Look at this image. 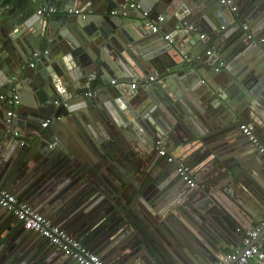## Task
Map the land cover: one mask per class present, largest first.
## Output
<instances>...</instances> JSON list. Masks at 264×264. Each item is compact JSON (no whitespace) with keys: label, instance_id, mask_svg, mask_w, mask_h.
Returning a JSON list of instances; mask_svg holds the SVG:
<instances>
[{"label":"water","instance_id":"obj_1","mask_svg":"<svg viewBox=\"0 0 264 264\" xmlns=\"http://www.w3.org/2000/svg\"><path fill=\"white\" fill-rule=\"evenodd\" d=\"M126 2L138 3L143 11L155 10V16L164 14L180 28L179 39L190 38L187 46L159 44L144 31L143 17L113 16V9ZM233 7L237 10L232 11ZM261 19L264 0H233L232 5L221 0H0V71L8 72L7 66L15 75L22 73L15 86L22 99L16 118L8 124L0 115V187L47 218L71 209V201L79 194L82 204L90 194L112 204L125 199L128 204L116 218L93 228L95 219L76 236L107 264L217 263L226 255V245L238 248L237 238L244 240L246 231L264 215V151L260 149L264 127L254 124L259 141L253 143L241 131V125L252 123L253 118L239 109V103L249 98L246 93L264 102V73L245 77L249 67L254 70L264 59L260 42L264 30L252 34ZM243 24H249L247 32ZM229 31L232 34L225 37ZM204 32H208L206 41L200 39ZM251 44L256 47L244 69H233L231 75L227 68L217 71L219 60L229 65ZM210 46L218 52L207 56ZM43 47L57 50L46 59L41 57L37 68L29 67L32 54L44 52ZM3 51L15 53L11 66ZM68 53L75 68L64 63ZM125 55L136 63L143 79ZM45 63L50 67L44 69ZM1 75L0 91L10 98L13 93L4 87ZM112 80L116 85L138 82L143 91L131 94L118 86L108 88ZM90 81L92 87L102 85L91 97L85 85ZM201 81L207 88L202 97L195 93L189 97H196L194 105L169 104L170 95L164 91L169 86L199 90ZM61 86L64 94L58 90ZM219 90L227 95V107L210 103ZM125 95L139 101L135 112L143 114L156 107L153 119L166 130L169 155L181 145L187 148L192 143L188 136H198L191 156L176 153V160L185 162L196 176V189L185 188L177 174L178 164H167L152 151L158 136L145 140L118 107L113 111L108 106ZM55 101L67 107L56 106ZM165 105L174 124L161 114ZM122 118L123 123H118ZM48 119H54L53 123L43 128ZM16 125L24 128V136H14ZM13 217L0 208V264H75L48 241L15 225Z\"/></svg>","mask_w":264,"mask_h":264},{"label":"built area","instance_id":"obj_2","mask_svg":"<svg viewBox=\"0 0 264 264\" xmlns=\"http://www.w3.org/2000/svg\"><path fill=\"white\" fill-rule=\"evenodd\" d=\"M232 3L233 0H231L230 3L222 2V4L224 5H232ZM235 9L237 10V8ZM131 11H138L142 13V17L144 18L145 21V26L147 24H152L154 26L159 27V25L163 23L159 19L160 16H158L155 20H153L151 18V11L149 10L143 11L142 6L136 2H126L120 5L117 10L112 12V15L115 16L118 15V13H120V15L127 17L129 12ZM50 12L54 13L55 11L51 9ZM75 13L79 14V11H76ZM187 29L194 31L197 30L193 26H187ZM165 37H169V35ZM252 37H253L252 35L249 36V38ZM172 41L173 40L171 39L169 42L171 43ZM261 41H264V39H260V42ZM48 54H49L48 50H45L44 52H35L32 55V62L30 64V67L34 68L36 62L39 61L42 56ZM212 54H214V51L207 52L208 56H211ZM219 65L217 66L218 67L217 71L218 69H220ZM112 83L113 85H115L116 81H113ZM134 85L135 87H133L132 85L133 89L136 88L137 84ZM87 89H88V93H87L88 96L91 97L95 95L96 91L93 89L91 81L88 82ZM11 91L13 95L10 98H8L3 92L0 91V104H4V105L6 104L5 106H7L6 121L8 124L13 123V120L17 116V111L21 103L20 95L17 93V89L13 87ZM62 104L64 105V107H67V103H61L58 101L55 102L56 106ZM53 120L54 119L46 120L42 125L43 128H48V126L51 123H53ZM247 125H252L251 136L244 133L243 129H241L242 133L245 136L249 137V139L253 143L257 144L259 140L254 135L255 125L249 123ZM14 136L19 138L21 134L19 131L18 132L16 131L14 133ZM55 141H57V138L54 139V142ZM54 142L53 145H55ZM161 149L163 150L164 155H161ZM260 149L262 152L264 151L263 146H260ZM153 150H156L159 156L163 157L167 164H171V165L178 164L177 174L181 177L182 181L185 183V185L188 188L193 189L191 187V184H195V186L197 185V181L192 174L191 168L187 164H185V162H179L176 159H173V156H170L168 154L166 148L163 146V144L160 143V141L155 143ZM0 208L12 214L16 219L17 223L19 225H22L26 230L32 231L42 239L48 241L53 246L58 248L60 251L63 252L65 256L69 257L72 261H74L75 264H105L104 260L99 255L89 251V249L81 241L69 235L66 230L55 225L52 222V220L35 211L27 203L19 201L14 194L2 189L1 187H0ZM254 241L255 243H253ZM244 242L246 246L248 245V248L243 253H241L240 251H235L226 254L216 264H264V219L253 229L246 231ZM251 243L253 244L251 245Z\"/></svg>","mask_w":264,"mask_h":264},{"label":"clouds","instance_id":"obj_3","mask_svg":"<svg viewBox=\"0 0 264 264\" xmlns=\"http://www.w3.org/2000/svg\"><path fill=\"white\" fill-rule=\"evenodd\" d=\"M223 3H230L231 0H222ZM235 7H233L232 11H235ZM182 18V17H181ZM161 22L165 21V17L161 15L159 17ZM207 19V17H205ZM208 23L211 24V21L208 20ZM235 27H240V25H236ZM243 28L245 32L249 29V24H244ZM151 31L152 33H158L159 27L154 26L152 24H147L144 31ZM264 30V19L259 20L255 26L252 29V34L255 35L259 33L260 31ZM217 31H222V29H218ZM232 31H235V28L232 29ZM231 31L225 32V37L231 35ZM138 36H141L143 38V33L138 32ZM166 40H171V37H165ZM190 39V38H188ZM188 39L184 41V43L188 42ZM201 40L206 41L207 36L202 35L200 36ZM264 43V41H261ZM255 44H251L248 47L243 48L238 52V54L235 56L234 61L229 64L225 65L222 61L220 62L219 68L224 69L227 68L229 71V74H232V70L235 69L236 72L241 71L244 69L245 65L249 64V54L251 53L252 49L255 48ZM172 55L175 59L178 61L181 60L180 55L173 51ZM264 56V54H262ZM65 65H67L70 69L76 67V62L73 60L72 54L68 53L66 56L63 57ZM113 59L119 60V57H113ZM125 60H128L130 64H132L133 68L136 69L137 74L140 76L141 79L144 78L143 73L140 72V69L136 66V63L132 61L127 55L124 57ZM261 73H264V59L257 62V65L255 69L249 67L248 72L245 73V77H247L249 74H254V76H259ZM232 78L235 80L236 77L233 75ZM58 79V78H57ZM255 83V79H253ZM252 81V82H253ZM155 82L154 80L152 81ZM167 83V81H165ZM239 84V81H237ZM253 83V84H254ZM62 84V82H61ZM261 86L264 87V79L261 78ZM135 87V85H133ZM207 88V85L201 81V87L199 90H197L195 87H189L187 89H182L177 85L175 88H172L169 86L168 89H165L164 91L168 92L170 95V101L169 104H175L177 102H183L188 105H194L196 103V97L193 96L192 99H189L190 96H192L193 93L196 94V96L202 97L204 94V90ZM242 91L243 87L241 86ZM62 94L66 92V89L61 86L58 89ZM217 96V99L214 101H211L210 103H215L217 107L220 105H224L227 107V95L223 90H219L215 94ZM246 95L249 97L248 99H244L239 103V109L240 110H247L252 118L254 124H259L261 127H264V109L261 108L262 102L259 99L253 100L251 98V93H246ZM139 101L134 102L131 95H125L123 98L117 97L113 102H111L108 106L114 111L115 108H119L120 112L123 114V118H126L129 123L134 126L135 130L139 133L141 137H143L145 140H151L155 137L160 138V143L164 145V147H168V142L166 139V130L157 122V120L153 119L152 113L156 112V107L150 108L147 112H144L143 114L139 112H135V107L138 105ZM130 105H132L130 107ZM160 105H157L159 107ZM202 111V109H201ZM161 114L164 115L167 119L172 121L174 124L176 121L174 120L173 116L169 115V105H165L161 108ZM139 117V118H138ZM123 118L121 121H118V123H123ZM192 118V109L188 108V119L191 120ZM94 126V123H93ZM243 132L247 135L251 136L252 134V125L242 124L241 125ZM188 139L192 141L187 148H185L183 145L177 147L175 149V152L173 153V159H177L176 153H179L180 155L184 156L185 158L192 155V151L195 150L199 144V138L197 135L192 134L188 136ZM138 151L142 150L140 148L137 149ZM161 155H164L163 150L161 149ZM196 170V169H194ZM191 187L195 189V184H191Z\"/></svg>","mask_w":264,"mask_h":264},{"label":"crops","instance_id":"obj_4","mask_svg":"<svg viewBox=\"0 0 264 264\" xmlns=\"http://www.w3.org/2000/svg\"><path fill=\"white\" fill-rule=\"evenodd\" d=\"M237 3H238V1H236V4ZM118 8H119V5H117V7L115 9H113V10H117ZM154 12H156V11L155 10L151 11V18L153 20H155L158 17V16L154 15ZM129 15L131 17H133L134 19H136L138 17H142L141 13L138 12V11H131V12H129L128 16ZM161 15H163L165 17V21L159 25V32L158 33H152L149 30L148 33L151 36H153L154 39H156L157 41H161V43H159V44H162L163 42H166V44L168 46H170V45L172 46V45L178 44L181 47L182 46L186 47L187 43H184V41L187 38L183 37L182 39H179L177 37V35L179 34V31H180V28L178 26H175L173 23L167 21V18H166V16L164 14L159 13V16H161ZM240 17H242L241 14L238 15V18H240ZM145 27H144V29H145ZM167 35H169L171 37V39L173 40L171 43L169 41L165 40V36H167ZM204 35L208 36V32H204ZM43 48H44V51L48 50L49 52H53V50L56 49V48L53 49V47H43ZM208 51H214V54H215V53L218 52V49H216L215 46H210ZM208 51H206L204 54L207 55ZM35 52H42V51L38 50V51H35ZM56 53H57V51H56ZM1 54L4 55L5 59H7L8 61L11 62V64L9 65V66H11L13 61H14L15 53L11 54V53H5L3 51ZM47 57H49V56H45L44 58L42 56V59H46ZM185 59L187 61L190 60L188 56H185ZM221 61L224 64H226L223 60H219L217 62L218 65L220 64ZM30 64H31V61L29 63V67H30ZM37 65L38 64L36 63V66H35L36 68H37ZM48 67H50L49 63H45L44 64V69H47ZM6 68H7L8 72L0 71V74H2L1 75V80L4 83V87L7 88V86H8V91L10 90V92H11L12 88L17 86V83H18L19 78L21 77L22 73H20L19 75H15V74H13L14 72L12 73V71H9V69L11 70V67L8 68L6 66ZM77 71L80 73L79 69H77ZM74 73H76V70L74 71ZM82 78L85 81V76L84 75L82 76ZM113 81L114 80L111 81V84H110V86H108V88L112 89L114 86L116 88L118 86L119 89H122L124 91L129 90L131 94L140 93L141 91H143V89L139 90L138 82H132L131 85H129V84L128 85H124V84H120V85H116L115 84V85H113V83H112ZM87 84L88 83H86L85 85L87 86ZM134 84H137L135 89L132 88V85H134ZM93 89L95 91H98L99 89H102V85L101 86H97V83H96V86ZM107 94L108 93L105 94L106 99L109 98V96ZM28 99L31 100L30 97ZM21 104H22V101H21ZM6 114H7V109H6L5 105L4 104H0V115H2L4 117L5 122H6ZM249 124H254V123L252 122V123H249ZM58 125L59 124H56L54 126H58ZM16 126L17 127L15 128V131H17V132L19 131L20 134H23L22 136H24V133H23L24 128H22L21 126H18V125H16ZM59 136H62V132L59 133ZM55 138H57V137H54V139ZM192 174H193V172H192ZM193 176L195 177V179L197 181L196 176L194 174H193ZM184 186H185V188L187 190H192V189L188 188L185 184H184ZM71 202H72L71 205H70L71 209L66 210L63 213H52L50 216H48V218H50V220H52V222L55 225L63 228L64 230H66L68 232V234L71 235L72 237H74L75 239H77L76 236L81 234V232H79V231L82 228L86 227V225L87 226L88 225H92L95 222V219H96V222H95V226L93 225L94 226L93 228H98V227H101L102 225H105V224L109 223L110 220L116 218L119 215V213H117L118 210H120L119 206L110 203L107 198H105V197H103L101 195L99 196L98 194H90V195H88L87 196V202L85 201V202H83V204H82V194H79ZM81 205H82V209H81V211H78ZM83 211H85V213H84V215H81V216H83V218H82V220L80 222V214ZM260 218H262V221H263L264 215H263V217L261 216ZM13 221H14L15 225H18L17 221H16V219L14 217H13ZM260 222L255 223L254 226L251 229H253ZM93 228H92V231H94V232L98 231V229H93ZM251 229H248L247 231H249ZM39 238L42 239L41 237H39ZM235 244H236L235 246H238V248L230 246V245H226V254H229V253H232V252H235V251H241L242 248L244 246H246L244 240H240V238L239 239L237 238V242H235ZM96 254L99 255L104 260L105 264H107L105 259L103 258V256L100 253H96Z\"/></svg>","mask_w":264,"mask_h":264},{"label":"flooded vegetation","instance_id":"obj_5","mask_svg":"<svg viewBox=\"0 0 264 264\" xmlns=\"http://www.w3.org/2000/svg\"><path fill=\"white\" fill-rule=\"evenodd\" d=\"M152 151H156V150H153V148H152ZM168 154H169V152H168ZM127 203L128 202L124 199V200H121V201H117V203L114 204V205H118L120 209H123L122 207H125V205H127Z\"/></svg>","mask_w":264,"mask_h":264},{"label":"trees","instance_id":"obj_6","mask_svg":"<svg viewBox=\"0 0 264 264\" xmlns=\"http://www.w3.org/2000/svg\"><path fill=\"white\" fill-rule=\"evenodd\" d=\"M94 87H95V86H94ZM94 87H93V88H94Z\"/></svg>","mask_w":264,"mask_h":264}]
</instances>
